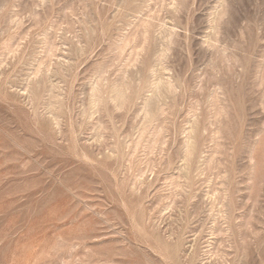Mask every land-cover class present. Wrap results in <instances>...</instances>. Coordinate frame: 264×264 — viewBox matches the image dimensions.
Wrapping results in <instances>:
<instances>
[{"label":"rangeland","instance_id":"1","mask_svg":"<svg viewBox=\"0 0 264 264\" xmlns=\"http://www.w3.org/2000/svg\"><path fill=\"white\" fill-rule=\"evenodd\" d=\"M0 264H264V0H0Z\"/></svg>","mask_w":264,"mask_h":264},{"label":"bare ground","instance_id":"2","mask_svg":"<svg viewBox=\"0 0 264 264\" xmlns=\"http://www.w3.org/2000/svg\"><path fill=\"white\" fill-rule=\"evenodd\" d=\"M148 28V27H147ZM146 28V29H147ZM145 31V30H144ZM143 31V32H144ZM143 35H144V33H143ZM144 37V36H143ZM145 39V38H144ZM148 39V38H147ZM136 40V39H135ZM142 41H143V39H142ZM144 42V41H143ZM146 42V41H145ZM145 42H144V44H145ZM127 44V43H126ZM133 44V43H132ZM135 44H136V42H135ZM140 44V43H139ZM143 44V43H142ZM134 45V44H133ZM125 46V45H124ZM127 46H128V44H127ZM131 46V45H130ZM135 46V45H134ZM133 46V47H134ZM139 46H141V44L139 45ZM144 46V45H143ZM142 46V47H143ZM122 47V46H121ZM136 48V47H135ZM138 49V48H137ZM142 50V49H141ZM133 51V50H132ZM138 52H139V50H137ZM136 52V51H135ZM140 53V52H139ZM131 54V53H130ZM137 55H138V53H136ZM131 56V55H130ZM140 56V55H139ZM138 56V57H139ZM137 57V58H138ZM136 58V57H135ZM134 58V59H135ZM130 61H132V60H130ZM134 61V60H133ZM133 63V62H132ZM99 79V78H98ZM104 80V79H103ZM116 89V88H115ZM154 89V88H153ZM157 90V89H156ZM118 91H120L119 89H118ZM154 91V90H153ZM121 94V93H120ZM118 95H119V93H118ZM121 96V95H120ZM123 96H125L124 94H123ZM123 100H124V97H123ZM94 103V102H93ZM191 133V132H190ZM191 135V134H190ZM190 135H188V137H187V141H186V149H185V151H186V154H189V155H187V156H189L190 157V154L192 153V150H193V145L192 144H189V140H190ZM194 152V151H193ZM187 158V157H186ZM214 201V200H213ZM216 201V200H215ZM215 204V203H214ZM223 214V213H222Z\"/></svg>","mask_w":264,"mask_h":264}]
</instances>
